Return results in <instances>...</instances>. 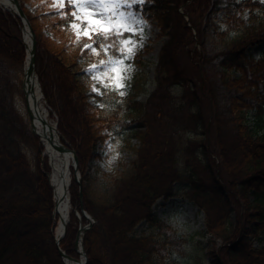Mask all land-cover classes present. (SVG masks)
<instances>
[{
  "label": "trees",
  "instance_id": "1",
  "mask_svg": "<svg viewBox=\"0 0 264 264\" xmlns=\"http://www.w3.org/2000/svg\"><path fill=\"white\" fill-rule=\"evenodd\" d=\"M19 1L36 36L44 99L82 178L80 193L71 168L72 211L60 249L79 258L84 210L95 219L83 235L84 264H180L186 239L152 213L158 199L180 196L204 212L212 264H264V53L247 54L264 41V2L136 5L165 39L153 88L140 73L123 96L108 89L92 95L90 110L78 76L98 58L82 54L57 10H28V0ZM70 13L68 6L69 19ZM21 27L0 7V264H64L53 237L49 169L40 165L42 146L24 110ZM148 50L138 51L134 62L143 67ZM108 138L134 159L115 174L89 172L93 151ZM176 184L181 188L174 190Z\"/></svg>",
  "mask_w": 264,
  "mask_h": 264
},
{
  "label": "rangeland",
  "instance_id": "2",
  "mask_svg": "<svg viewBox=\"0 0 264 264\" xmlns=\"http://www.w3.org/2000/svg\"><path fill=\"white\" fill-rule=\"evenodd\" d=\"M54 3H55V0H31V1L28 0L25 2L24 6L28 10H33L36 7H38L40 8V10L53 9V10L59 11L56 7H53ZM136 11L140 13L139 10L136 9ZM145 21H146V24L144 25V34H143V38L141 41L143 46L138 48L137 52L140 50L141 51L144 50L146 47L149 48L148 50L149 52L146 55H143V64H144L143 67L135 63L134 58L128 61V63L132 65V67L127 73V75L130 77L126 82L127 88H129L130 82L133 80V78L140 73H144L146 77L148 78V81L150 83L148 86V89L151 90L153 88V85L151 83L153 80L154 68L157 62L159 49L165 39L158 38L157 35H158L159 30L154 23L147 21V20ZM21 33H22V27H21ZM137 39H140V37L138 36ZM21 40L23 41V34H21ZM79 43H81L82 48H83V45L89 42L87 38H81ZM8 48L10 51H15L14 50L15 48L12 46H8ZM262 53H264V42L250 47L247 51V54L254 58H258ZM25 59H26V48H25ZM97 61H92L87 64H83L81 67V71H83L84 76H80L81 74H79L78 76L79 80L85 86V94L89 95L88 108L90 110L93 109L92 107L93 106V96L92 95L97 94V93L92 91L91 85L93 81L91 79L90 74L87 71H85V69L90 63H95ZM24 69H25V60H24L22 70L24 71ZM35 74H36V71H35ZM36 77H37V74H36ZM23 83H24V75L22 77V85ZM139 99L141 101H144L146 99V95L141 96ZM45 101L46 100H44V102ZM46 108L49 112L50 123L54 125L57 124L58 122H57V116L55 115V112L52 110V108L48 106V104ZM24 110L26 111V113H28L25 107V102H24ZM59 139H60V136H59ZM39 143L41 144L40 140H39ZM131 144L136 145L137 142L134 140L131 142ZM110 145L111 147H109ZM41 146H42V150H41L40 165L42 168H44L43 167L44 164L48 166L49 171L44 172V173L48 179V183L52 189V194H53V188H52L50 178H49L51 170H50L47 158L43 156L44 147L42 144ZM116 153H119V155L117 156ZM133 159H134V155L132 152H129V151L119 152L117 150V143L116 142L113 143L112 139L108 138L103 143H98L95 150L93 151V157H92L91 162L89 163V172L92 173L98 170L99 171L98 175L115 174L116 172L120 171L124 165H128L130 161H132ZM180 188H181L180 184L174 185V190H178ZM68 195H69V200H70V193H68ZM71 211H72V206L70 204L69 215ZM152 213L160 221L172 227L177 232L178 235L186 239V243L183 245L182 253L179 257L180 264H212L213 258L210 257L208 254V247H211L213 244L209 241L210 237L205 232L206 228H205V220H204L203 211L199 210L194 204L188 201H184L180 196H174L168 199H162V198L158 199L152 206ZM52 217L54 219L53 227L55 228V225H56L55 217L54 216ZM141 225L143 224H140L137 227L136 229L137 233L142 231L143 226ZM84 226H87V225L82 224V227ZM252 243L254 247H257L259 245L257 241L254 239L252 240ZM215 244L219 246L220 241H217ZM168 264H171V263L169 262Z\"/></svg>",
  "mask_w": 264,
  "mask_h": 264
},
{
  "label": "snow or ice",
  "instance_id": "3",
  "mask_svg": "<svg viewBox=\"0 0 264 264\" xmlns=\"http://www.w3.org/2000/svg\"><path fill=\"white\" fill-rule=\"evenodd\" d=\"M144 3L145 0H55L53 7L59 10L62 19L68 20L64 27L72 29L76 42L79 43L81 38L88 39L82 54L90 51L98 58L85 69L93 81L92 91L97 95L103 96V89L120 96L125 94L130 78L127 73L132 67L128 61L143 46L141 41L146 24L135 6ZM68 6H71L70 19ZM222 27L227 29L226 25ZM100 106L104 107L103 104Z\"/></svg>",
  "mask_w": 264,
  "mask_h": 264
},
{
  "label": "bare ground",
  "instance_id": "4",
  "mask_svg": "<svg viewBox=\"0 0 264 264\" xmlns=\"http://www.w3.org/2000/svg\"><path fill=\"white\" fill-rule=\"evenodd\" d=\"M0 5L10 8L12 0H0ZM24 40L27 48L25 61L24 89L26 103L32 116L33 129L44 147L43 156L47 158L50 167V182L54 195L55 236L59 237L67 222L70 209L68 188L71 179L72 155L64 152L58 145L59 140L54 124L49 121V112L36 78L28 77L31 35L27 26L24 29ZM68 264H77L69 260Z\"/></svg>",
  "mask_w": 264,
  "mask_h": 264
},
{
  "label": "water",
  "instance_id": "5",
  "mask_svg": "<svg viewBox=\"0 0 264 264\" xmlns=\"http://www.w3.org/2000/svg\"><path fill=\"white\" fill-rule=\"evenodd\" d=\"M7 10H10L12 11L19 19L20 21L22 22V34H23V43H24V46L26 48V44H25V40H24V29L25 27L27 26L28 28V31L30 32V35H31V47H30V57H29V69H28V77H34L37 79L36 77V74H35V50H36V37H35V34L25 16V14L23 13L21 7H20V3L18 0H12V5L10 6V8H8ZM26 58H27V48H26ZM24 79H25V76H24ZM40 86V85H39ZM23 95H24V99H25V104H26V110L28 112V115H29V119H30V127H31V131L34 135L38 136L37 133L34 131L33 129V124H32V116L30 114V111L27 107V103H26V91L24 89V83H23ZM40 90H41V87H40ZM41 93H42V90H41ZM42 97H43V93H42ZM55 129L57 128V124H55ZM58 137V135H57ZM58 140H59V137H58ZM58 145L60 146V148L64 151V152H67V153H70L72 155V168L74 170V173L77 175V182L79 184V190H80V193H81V182H82V179H81V176H80V173L78 172L77 170V166H76V157H75V154L74 152L68 148L66 145L62 144L59 140V143ZM70 185V183H69ZM87 218H90L89 216L85 215ZM88 227H83L81 232H85L87 230ZM65 229H66V224L62 230V233L59 235V237H55V243L58 247L59 245V242H60V239L62 238V236L64 235L65 233ZM82 233V234H83ZM83 235L80 236V234L77 236V239H76V246L77 248L80 250V256H79V259H76V258H72L70 256H68L64 251H62L59 247H58V251H59V254L62 258V261L64 262V264H68V261L71 260V261H74L76 262L77 264H84V258H85V252L83 250Z\"/></svg>",
  "mask_w": 264,
  "mask_h": 264
}]
</instances>
